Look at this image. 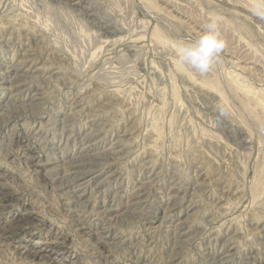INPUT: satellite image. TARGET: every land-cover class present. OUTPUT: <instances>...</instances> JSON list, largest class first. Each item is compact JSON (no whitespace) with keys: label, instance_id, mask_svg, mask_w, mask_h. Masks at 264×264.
I'll return each mask as SVG.
<instances>
[{"label":"rangeland","instance_id":"obj_1","mask_svg":"<svg viewBox=\"0 0 264 264\" xmlns=\"http://www.w3.org/2000/svg\"><path fill=\"white\" fill-rule=\"evenodd\" d=\"M180 263L264 264V0H0V264Z\"/></svg>","mask_w":264,"mask_h":264},{"label":"clouds","instance_id":"obj_2","mask_svg":"<svg viewBox=\"0 0 264 264\" xmlns=\"http://www.w3.org/2000/svg\"><path fill=\"white\" fill-rule=\"evenodd\" d=\"M224 47V41L220 38L217 23L212 20L207 24L206 31L196 42L177 45L178 62L190 64L203 73L209 69Z\"/></svg>","mask_w":264,"mask_h":264},{"label":"bare ground","instance_id":"obj_3","mask_svg":"<svg viewBox=\"0 0 264 264\" xmlns=\"http://www.w3.org/2000/svg\"><path fill=\"white\" fill-rule=\"evenodd\" d=\"M87 107H88V106H87ZM95 112H96V111H95ZM32 113H33V112H32ZM93 113H94V112H93ZM36 115H37V114H36ZM65 119H66V118H65ZM7 124H8V123H7ZM73 124H74V123H73ZM107 124H108V123H107ZM47 131H48V130H47ZM35 133H36V132H35ZM24 134H25V133H24ZM24 134H23V135H24ZM15 135H16V134H15ZM24 136H25V135H24ZM32 143H33V142H32ZM46 146H47V145H46ZM42 148H43V147H42ZM107 153H108V152H107ZM103 157H104V156H103ZM74 158H75V157H74ZM82 158H83V157H82ZM93 158H94V157H93ZM95 158H96V157H95ZM31 159H32V158H31ZM84 160H85V159H84ZM85 161H86V160H85ZM80 162H81V161H80ZM80 162H79V163H80ZM36 164H38V163L36 162ZM43 164H44V163H43ZM41 165H42V164H41ZM45 165H46V164H45ZM81 165H82V164H81ZM36 166H37V165H36ZM42 166H44V165H42ZM73 166H74V165H73ZM44 167H45V166H44ZM82 168H83V167H82ZM79 171H80V170H79ZM90 171H91V170H90ZM81 172H82V171H81ZM94 172H95V171H94ZM86 173H87V172H86ZM86 173H85V174H86ZM90 173H91V172H90ZM90 173H89V174H90ZM70 174H71V173H70ZM80 174H81V173H80ZM77 175H78V174H77ZM77 178H78V176H77ZM77 178H76V179H77ZM73 179H74V178H73ZM74 181H76V180H74ZM87 182H88V181H87ZM80 184H81V183H80ZM80 184H79V185H80ZM82 185H83V183H82ZM87 185H89V184H87ZM84 187H85V186H84ZM59 188H60V187H59ZM59 188H58V189H59ZM82 188H83V187H82ZM146 188H147V187H146ZM81 190H82V189H81ZM85 190H86V189H85ZM55 192H56V191H55ZM139 196H140V195H139ZM166 208H167V207H166ZM98 210H99V209H98ZM107 210H108V209H107ZM171 210H172V209H171ZM163 211H164V210H163ZM105 212L107 213V211H105ZM101 213H102V212H101ZM99 214H100V213H99ZM139 220H140V219H139ZM146 221H147V220H146ZM151 222H152V221H151ZM150 224H152V223H150ZM175 227H176V226H175ZM143 232H144V231H143ZM180 235H181V234H180ZM177 237H178V236H177ZM168 238H169V237H168ZM173 239H174V237H173ZM176 239H177V238H176ZM167 240H168V239H167ZM169 242H170V241H169ZM171 243H173V242L171 241ZM168 245H169V244H168ZM174 246H175V245H174ZM103 247H104V246H103ZM172 247H173V246H172ZM176 247H177V246H176ZM170 249H171V248H170ZM175 249H177V248H175ZM173 250H174V249H173ZM172 252H173V251H172ZM174 253H175V252H174ZM97 254H98V253H97ZM169 254H170V253H169ZM172 254H173V253H172ZM176 254H177V253H176ZM170 255H171V254H170ZM173 258H174V257H173ZM180 264H181V263H180Z\"/></svg>","mask_w":264,"mask_h":264}]
</instances>
